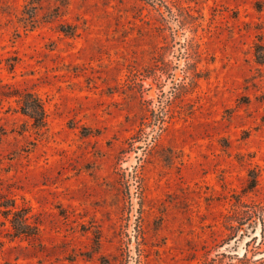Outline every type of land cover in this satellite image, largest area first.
Listing matches in <instances>:
<instances>
[{
  "label": "rangeland",
  "instance_id": "obj_1",
  "mask_svg": "<svg viewBox=\"0 0 264 264\" xmlns=\"http://www.w3.org/2000/svg\"><path fill=\"white\" fill-rule=\"evenodd\" d=\"M162 1L0 0V264H264V0Z\"/></svg>",
  "mask_w": 264,
  "mask_h": 264
},
{
  "label": "trees",
  "instance_id": "obj_2",
  "mask_svg": "<svg viewBox=\"0 0 264 264\" xmlns=\"http://www.w3.org/2000/svg\"><path fill=\"white\" fill-rule=\"evenodd\" d=\"M152 4L160 13L161 6L165 5L162 0H145ZM166 6V5H165ZM68 28H72L69 26ZM72 33L71 31H68ZM264 45H258V48H262ZM264 48V47H263ZM197 50V55H199ZM258 61L264 63V52L258 53ZM20 102L22 111L29 115L33 120L36 126H44L46 120L45 108L42 99L34 92L26 90L20 93ZM257 185V173L254 170H250V181L247 186L248 189H253ZM7 209H5V214L9 216L11 214V222L13 227V234L15 236L19 235H32L36 234L38 227L29 221L28 209L27 208H18L15 201L11 200V203H3ZM237 211L231 215L230 218L234 219L237 216ZM259 218L264 223V214L260 215ZM244 222L242 220L238 221V224L231 225L234 229V232L243 229Z\"/></svg>",
  "mask_w": 264,
  "mask_h": 264
}]
</instances>
